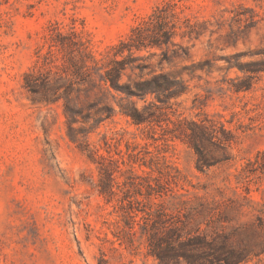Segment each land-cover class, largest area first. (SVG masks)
I'll return each instance as SVG.
<instances>
[{
	"label": "rangeland",
	"instance_id": "374dc122",
	"mask_svg": "<svg viewBox=\"0 0 264 264\" xmlns=\"http://www.w3.org/2000/svg\"><path fill=\"white\" fill-rule=\"evenodd\" d=\"M156 12L180 55L135 49L121 82L148 64L188 89L137 124L126 92L98 75L85 92L73 69L85 52L107 63ZM262 61L264 0H0V264H264ZM97 97L114 108L102 121ZM193 121L224 143L200 156Z\"/></svg>",
	"mask_w": 264,
	"mask_h": 264
},
{
	"label": "trees",
	"instance_id": "16d2710c",
	"mask_svg": "<svg viewBox=\"0 0 264 264\" xmlns=\"http://www.w3.org/2000/svg\"><path fill=\"white\" fill-rule=\"evenodd\" d=\"M171 15L172 14L168 12L152 13L149 17V23L152 24V28L144 27L143 25L134 27L129 40H121L117 45L111 47L113 55L107 63H104L103 59H97L92 53L85 52V56L82 57L81 63L79 65L74 64L73 69V72L79 77L80 83L86 84L85 92H89L96 86V75H98L101 88H106L109 91H111L110 88H114L117 91L126 92L129 102L125 107L121 108V111L130 116L133 122L140 124L159 120L161 113H158L156 109H161L162 106H160L158 102L162 104L169 103L172 97L185 92L188 89L185 81L171 72L163 70L157 72L154 69H150L151 75L149 77H144V69L150 67L148 64L137 65L142 71L141 78L135 80L133 83H122L121 79L124 71L128 67L135 68L133 64L140 59V56L136 55L135 49L140 50L148 48L149 46L158 45L164 48L163 54L165 59L170 60L172 54L180 55V52L175 47L178 43L174 40V37L177 35V24L170 20ZM178 48H182L183 51L188 54L186 48L182 46ZM126 50L128 53L124 55ZM171 50L172 54L169 55ZM118 55H121V58H118ZM262 70H264V61L259 62L257 66L253 68V71ZM69 86L71 85L69 84ZM249 88L250 84L247 83L238 85L236 89L245 90ZM134 96L145 101L148 96H152L153 99L140 108L136 104V101L133 100ZM101 101L102 97H97L94 102L90 103L91 106L97 108V119L99 121H102L114 113V108L110 105L105 104L99 106ZM73 109L74 108L67 104L65 113L70 118V121L74 119V115H76ZM88 115L89 113H87V116ZM193 124L195 126L191 128L192 131L188 133V136L190 142L200 156H203L205 153V141L211 140L212 142L224 143L225 140L217 135L218 128L216 124H198L194 121ZM196 129L200 130V134L197 133ZM221 129L223 132L226 131L222 125ZM148 214L151 213L148 212ZM168 246L171 247L170 244ZM157 255L163 264H166L167 259L172 257L163 252H157ZM222 257H225L224 259L227 260L230 259V257L227 256H215V259L219 261L223 259ZM213 263L214 262L211 264Z\"/></svg>",
	"mask_w": 264,
	"mask_h": 264
}]
</instances>
